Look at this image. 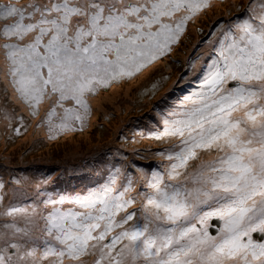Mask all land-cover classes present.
Segmentation results:
<instances>
[{"label": "snow or ice", "instance_id": "6c2138e0", "mask_svg": "<svg viewBox=\"0 0 264 264\" xmlns=\"http://www.w3.org/2000/svg\"><path fill=\"white\" fill-rule=\"evenodd\" d=\"M208 6L9 0L0 4L6 76L33 115L55 97L44 118L50 132L57 108L63 116L56 130H72L89 111L88 94L163 57ZM231 21L219 25L198 90L164 114L154 133L175 141L159 153L167 168L145 175L146 190L136 195L131 179L117 184V169L84 194H48L46 214L8 207L3 215L13 219L0 232V264H83L97 251L92 264H264V0H248ZM202 152L215 155L187 172ZM37 216L39 236L30 227ZM209 217L223 222L215 236L194 222Z\"/></svg>", "mask_w": 264, "mask_h": 264}, {"label": "rangeland", "instance_id": "374dc122", "mask_svg": "<svg viewBox=\"0 0 264 264\" xmlns=\"http://www.w3.org/2000/svg\"><path fill=\"white\" fill-rule=\"evenodd\" d=\"M8 2L0 0V4ZM13 2L24 4L27 0ZM208 3L207 8L188 22L171 51L148 64L142 72L119 79L117 87L122 88L121 92L106 95L99 110L98 100L94 102V107L91 106L96 108V120L88 124H85V118L82 124L74 122L72 130H56L55 125L61 122L60 116L63 115V109L57 108V115L52 120L53 130L49 131L44 118L55 97L46 98L35 110L36 114H32L33 109L19 97L11 78L6 76V62L0 48V232L6 231L3 224L13 219L3 215L10 206L26 207L29 211L35 207L37 213L46 214L43 200L48 194L54 199L59 198V193L84 194L104 184L117 169V184H126L131 179V195H136L146 190L142 187L145 175L167 168L168 161L159 153L175 141L171 138L157 139L154 133L162 129L164 114L175 108L184 96L198 90L212 44L219 35V25L231 23V17L246 6L248 0H208ZM199 16L202 18L198 19ZM162 62L166 63L164 67L152 68ZM148 70L146 81L142 79L137 83L139 76ZM133 82L136 87L129 91L124 89ZM111 88L102 93H108ZM169 99L172 103L167 102ZM71 106V101L65 103V107ZM114 119L118 121L112 123ZM78 136L82 137L80 141H76ZM69 138L73 140L71 144ZM211 155L200 153L199 159L190 162L187 172L194 171L201 161L210 159ZM133 166L137 173L130 172L129 175L128 169ZM138 204L139 200L136 206ZM63 207L70 205L66 203ZM47 210H51V205L47 206ZM209 210L203 207V211ZM211 218L216 220L215 226ZM34 219L36 223L30 227L33 234L39 236L43 222L38 216ZM15 220L19 226H24L23 215H17ZM195 223L198 228L208 229L213 236L223 226L217 217H209L203 224ZM253 238L258 236L254 234ZM98 254L97 251L95 255L84 256L83 264H92ZM65 264H69L67 259Z\"/></svg>", "mask_w": 264, "mask_h": 264}, {"label": "bare ground", "instance_id": "6f19581e", "mask_svg": "<svg viewBox=\"0 0 264 264\" xmlns=\"http://www.w3.org/2000/svg\"><path fill=\"white\" fill-rule=\"evenodd\" d=\"M202 18V16H199L198 17V19H201ZM196 22V21H195ZM160 65V67H164L165 65H166V63L165 62H162V63H158V64H156V65H153V67L152 68H156V67H158ZM151 68V70H153ZM162 69V68H161ZM150 70H148L147 72H145L142 76H139V80H137L136 82L137 83H139V81L140 80H144V81H146V79H145V76H146V74L149 72ZM142 80V81H143ZM141 81V82H142ZM133 86H137L136 85V83L135 82H133V83H131L130 85H126L125 87H124V89L125 90H130ZM121 90H122V88L121 87H117V86H115V87H112L110 90H109V92L108 93H105V94H101V95H99V98H98V104H97V109L99 110L100 109V107H102V104H103V100H105L106 99V95H110V94H115V93H117V92H121ZM171 104V103H170ZM96 115H97V112H95V115L92 117V122L93 121H95L96 120ZM63 116V115H62ZM62 116H60V117H62ZM118 121V119H114V120H111V122L112 123H116ZM2 124V123H1ZM86 137H87V135H85ZM71 137V136H70ZM82 137L81 136H78L77 137V139H76V141H80V139H81ZM69 140H70V138H69ZM73 142V140H70V144ZM79 143H81V142H79ZM51 144H53V143H51ZM50 144V145H51ZM21 145V144H20ZM196 222V221H195Z\"/></svg>", "mask_w": 264, "mask_h": 264}, {"label": "trees", "instance_id": "16d2710c", "mask_svg": "<svg viewBox=\"0 0 264 264\" xmlns=\"http://www.w3.org/2000/svg\"><path fill=\"white\" fill-rule=\"evenodd\" d=\"M170 75V72L168 73V76ZM109 86V88H111V87H115V86H117V81H114L112 84H109L108 85ZM107 86V87H108ZM103 87V86H102ZM107 87H103V88H107ZM101 94H103L102 92L101 93H99L98 95H94V94H88L87 96H86V98L87 99H89V102H88V104H89V111H88V113L87 114H84V118H85V120H84V122H85V124L87 123H91L92 122V117L94 116L93 115V110L96 112V108L95 109H93V105H94V102L96 101V100H98V98H99V95H101ZM111 95V94H110ZM110 95H108V96H110ZM107 96V97H108ZM164 99L162 98L161 99V102L163 101ZM161 102H159V103H161ZM167 102H171V99H169ZM158 103V104H159ZM172 103V102H171ZM91 106H93V107H91ZM88 119H90L89 121H88ZM91 121V122H90ZM115 131H117V129L115 130ZM102 149V148H101ZM104 149V148H103ZM128 171H129V175H131L130 174V172H133V173H137V169L135 168V166H133V167H131V168H129L128 169ZM139 171V170H138Z\"/></svg>", "mask_w": 264, "mask_h": 264}, {"label": "water", "instance_id": "95a60500", "mask_svg": "<svg viewBox=\"0 0 264 264\" xmlns=\"http://www.w3.org/2000/svg\"><path fill=\"white\" fill-rule=\"evenodd\" d=\"M214 223H216V220H214ZM211 232H213V231H211Z\"/></svg>", "mask_w": 264, "mask_h": 264}]
</instances>
